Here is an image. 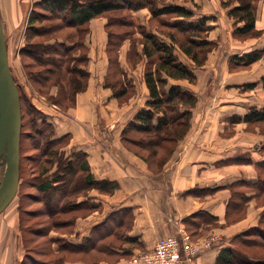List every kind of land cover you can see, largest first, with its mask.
Segmentation results:
<instances>
[{
	"label": "crops",
	"instance_id": "obj_1",
	"mask_svg": "<svg viewBox=\"0 0 264 264\" xmlns=\"http://www.w3.org/2000/svg\"><path fill=\"white\" fill-rule=\"evenodd\" d=\"M197 2L203 8L198 17H214L209 23L212 26L210 39H218L223 35L216 20L222 13L219 11L222 9L220 1L218 4L216 0ZM260 4L256 18L264 32V0ZM143 12L145 11L140 10L137 13ZM105 25V20L91 21V32L87 40L90 48L87 68L91 72V78L87 90L77 96L76 105L67 114L59 112L60 118L53 114L50 106L38 108L49 117L54 115L60 128L58 138L70 135V150L73 148L86 154L91 172L97 180H107L118 185L112 192L90 189L87 196L80 199H89L99 208L88 214L86 219L77 220L75 236L79 238L73 239L71 245L80 247L83 245V238L88 240L92 231H98L97 229L110 233L107 240L113 237L111 232L117 230L125 239L117 240L121 243L119 248L110 247L112 253L126 255L149 252L159 239L177 235L181 227L208 229L207 223L224 222L231 212V200L238 199L241 195L234 193L232 196L230 189L257 181L256 165L264 162V156L260 153L264 138L243 136L238 142V133H241L244 123L234 121L236 117H244L250 108L258 104L261 106L257 107L263 108L264 99L252 98L247 93L239 92L250 82L245 81L241 75L229 73V79H223L230 59H236L241 52L237 49L227 52L228 45H225L221 56L222 59L225 57L224 64L220 67L211 63L210 58L203 70L195 71V85L182 80L171 81V84L194 92L198 97V104L193 111L187 138L182 141L165 169L155 174L147 163L122 142L124 128L146 107L150 98L144 78L145 60L133 68L127 57L128 45L122 48L119 62L129 81L135 86L136 93L128 104L119 107L118 99L105 82L109 70ZM259 42L261 44L255 50L264 49V33ZM139 51L141 52V46ZM236 64L241 66L238 62ZM214 72H220L221 77H209L208 74ZM236 79L241 81L225 86L227 90L230 86L240 88L239 91H234L233 98L224 95V92L216 93V89L218 91L229 80ZM201 194L207 195L205 200L193 197ZM243 197L250 202L253 194ZM252 203L253 201L250 207ZM4 216L6 214L3 212L0 215V264H18L24 255L23 244H16L11 237L17 239V228H20L15 219ZM248 228L250 227L243 230ZM243 230L226 231L224 235L227 236L228 243L204 252L196 259L195 264H216L221 250L230 248L233 237Z\"/></svg>",
	"mask_w": 264,
	"mask_h": 264
},
{
	"label": "trees",
	"instance_id": "obj_2",
	"mask_svg": "<svg viewBox=\"0 0 264 264\" xmlns=\"http://www.w3.org/2000/svg\"><path fill=\"white\" fill-rule=\"evenodd\" d=\"M232 1L228 0L223 4L229 7ZM253 1L236 0L240 5L233 7L230 11L229 15L236 23L243 24L236 27L234 36L251 35L256 37L262 34V30H257L256 7ZM143 9H149L153 20L169 16L175 19L172 22L168 19L164 23L159 21L160 25L168 30L162 34L165 40L160 34L147 31L142 25L135 26L132 14ZM101 16L108 18L106 24V29L110 34L109 46L107 47L108 53L114 51L117 53L122 42L130 39L132 44L130 56L134 59L131 60L130 58L129 60L133 68L145 60L144 78L149 89L150 98L146 103V107L140 110L133 121L124 128L122 132L123 144L126 147H134L138 152H141L161 147L164 142L170 139L178 142L185 138L191 129L192 113L198 104V97L185 87L171 84V80H186L190 84H194L197 76L195 68L179 60L176 49L178 47L194 62L196 67H203L208 54L216 47L217 43L209 39V33L212 30L209 23L214 20V17H198L192 9L182 4L168 3L163 0H40L35 2L31 7L30 18L26 27L27 42L20 51L22 57L32 60V63L25 67L29 81H33L39 90L50 86L60 87L61 98L69 102L70 108L74 107L77 96L87 90L90 79V73L87 69L89 50L85 46V38L89 33L90 22ZM56 19L60 21L59 24H50L43 28L39 24L43 21ZM63 26L75 31L74 35L72 32L69 33L66 42L71 41L73 43L76 35L82 38L72 45L65 42L61 43L60 47L63 50L59 49L58 39L55 40V44L46 41L39 42L37 45L31 43L33 36L53 34ZM113 28H129L131 31L120 34L112 31ZM172 30L179 31L184 38L178 39L175 33H171ZM137 31L141 35L139 42L135 41ZM140 46L141 52L139 51ZM115 55L117 56V54ZM263 56L264 49L247 53L235 60L245 67L259 61ZM105 82L106 86L112 89L114 97L119 100L125 101L136 93L135 86L129 81L117 57L110 56L109 70ZM262 82L264 84V78ZM256 85L252 84L251 87L253 88ZM17 86L21 98L22 120L24 101H27L30 105L29 109L33 116L30 119L31 132L27 133V136L32 147L39 151L35 157L31 156L29 160L31 162L42 160L53 164L54 158L57 164V170L54 172L50 171V168H45L43 175L38 177V183H32L31 187L35 186L40 193L39 196H42L41 201L46 200L51 206L56 194H60V201L73 194V204H70L73 211L86 210L91 213L97 210L98 205L93 204L89 199L80 200L79 198L83 196L85 198L87 191L90 189L95 188L103 192H112L118 188V185L107 180H97L92 174L86 154L83 152L73 148L68 156L64 149L59 153L53 152V146L59 145L65 140L70 141V135L58 138L56 128L44 120V114L31 104L26 94H24V98L18 84ZM52 101L53 104L57 105L59 100L52 98ZM39 115L40 117H38ZM39 118L43 119L41 123H39ZM235 119V123H264V107L260 109L252 108L244 117H236ZM23 136L22 122L21 141ZM45 138H47L46 142L42 143ZM20 147L22 151V142ZM22 159L21 156L20 171ZM256 168L260 172H264V162L258 163ZM151 171L154 172L152 169ZM260 172L259 176L261 175ZM246 186L258 188L259 193L256 192V199L264 194V178L262 175L257 181L247 183ZM235 194H238V192H235ZM239 197L243 198L242 195H239ZM31 198L35 199L34 196ZM55 210H57V213L59 212L58 208H54ZM75 224L76 219L73 220V226ZM97 230L92 231V234L98 233V238L94 239L93 236H90L86 240L87 246L84 244L80 247L73 245L74 249H80L81 251L95 249L96 243L99 241L96 240L100 239L102 242L110 234L109 232H100V229ZM112 233L118 237L117 240L124 238L120 231L114 230ZM251 237L253 238L251 239ZM127 241L131 240L127 239ZM232 242L235 246L223 249L216 264H264V259H262L264 256H260V258L257 254L245 251L246 246H257L264 249V214L259 226L234 236ZM238 243L241 244V247L237 245ZM112 245H114L113 242H102L99 249L112 253L110 251ZM29 263L49 264L38 261L26 254L21 264Z\"/></svg>",
	"mask_w": 264,
	"mask_h": 264
},
{
	"label": "rangeland",
	"instance_id": "obj_3",
	"mask_svg": "<svg viewBox=\"0 0 264 264\" xmlns=\"http://www.w3.org/2000/svg\"><path fill=\"white\" fill-rule=\"evenodd\" d=\"M37 1H40V0H0L2 23H3L7 45H8L11 70H12L16 83L19 85L21 89L22 95L26 94L27 95L26 97L30 99L31 104L37 110L41 111L44 114L43 115L44 120L48 123H51L56 128V132L60 133V128L58 124L56 123L57 120L55 119L54 115L60 118L61 115L59 114V112L62 114H67L69 110L71 109L70 105L68 104L69 102L64 100V98H61V88L60 87L50 86L48 88L44 87L42 88V90H39L38 86L33 81H29V78L26 75L25 67H27L29 63H32V60L27 57H22L20 54L22 45L24 47V45L27 42L26 27L28 25V20L30 18L31 7ZM163 1L168 2V3L173 2V3L182 4L183 6H186L192 9L194 13H196L197 15H199V12L203 9L201 5H199L197 0H163ZM218 1H220L222 9L219 10L217 7L216 8L219 11H222V13L216 20L220 28L223 31V35L219 37L218 39H210V33H209V39L213 40L217 44H216V47H214V49L208 54L206 63L203 67H206L208 65L207 62L209 61L210 58H211V63L218 64L221 67V65H223L225 62V57L223 59L221 58L222 54L224 53L223 49L225 45H228V47L226 48L227 52H229L230 49H237L239 51L241 50V52L238 53L237 57L243 56L242 53L247 54V53L256 51L255 47H258V44H261L259 40L263 37V33H264L263 29L258 25V22H257V26H258L257 30H262L261 35L256 36V37L251 36V35L243 36V37L234 36L236 27L237 26L240 27L243 24L236 23V21L229 15V13L233 7L238 6L240 4L239 2H236V0H233L231 5L229 7H226L224 6L223 3L228 0H216L217 4H218ZM261 1L262 0L253 1V4L256 7L255 15L260 9L259 5H261L260 4ZM143 10L145 12L137 13L138 12L137 11L132 14V18L135 23V26L142 25L145 29H147V31L156 32L157 34H160V36L165 40V37L162 34L166 33V31L168 30H165L160 25V22L164 23V21H167V19L172 22L175 19H172L173 17L169 16L167 18L161 17L159 20L158 19L153 20L149 9H143ZM106 16H101L95 19L100 20V21L105 20L107 24L108 18ZM56 23L59 24L60 21L56 19V20H51V21H43L39 24H41L43 28L46 25L56 24ZM104 30L108 37V41L106 43V53H107L108 59H110V56L113 58L117 57L119 59L121 50L124 47V45H128L129 47V50L127 52L128 59L130 58L131 60L134 59V57L130 56L131 49H132L131 48L132 44H131L130 39H127L126 41L122 42L117 53L116 51L111 52L112 54L109 52L110 53V56H109L107 47L109 46L110 34H108L109 31L106 29V25H105ZM112 31L116 33L124 34L125 32L131 31V29L113 28ZM71 32L73 33V35L75 34V31H73V29L66 28L65 26H63V28H61L60 30H57L53 34H44L39 37L33 36L31 39V43H33L34 45H37L39 44V42L46 41L47 43L55 44L56 43L55 40L58 39L57 42H58L59 49L63 50L60 47L61 43L65 42L68 45H72L75 41H79L82 38L79 35H76L74 36L75 38L73 39V43L71 41L66 42V38ZM90 32H91V22L89 25V33L87 34L85 38L86 39L85 46L88 50H90V48L87 45V40H88V36ZM171 33H175L176 37L180 40L184 38L183 34L180 33L179 31L172 30ZM226 34H228V41H226ZM135 39L134 40L137 42L141 40V35L138 33V31L135 35ZM166 40L168 41L169 39H166ZM115 54H117V56ZM176 54L180 61L195 68V71L203 70V67H196L194 62L189 57H187L178 47L176 49ZM88 57H89V52H88ZM89 62L90 61H88L87 63V67H88ZM227 66H228V71H226L225 75H223L224 80L229 79L228 74L230 73V74L241 75L246 79L245 81H250V82H247L248 84L244 85V88L241 89L242 91L240 90V88H235L233 86H230L229 89L227 90L225 88L227 84L229 83L234 84L236 82L241 81L239 79L229 80L227 83L224 84V86L220 87L218 91L216 89V93L220 92V94H223L222 92H224V95L230 98H233L235 96L233 94L235 93L234 91L240 90L239 91L240 93H244V94L247 93L249 97H252V98L255 97L260 100L264 99V89H263L264 84L262 82V79L264 78L263 77L264 76V56L259 61L251 65L245 66V67L238 66L235 62V59L233 58L232 61L230 59ZM89 73H90V78H91V72L89 71ZM215 74L216 72H214V74L209 73L208 75L209 77L213 79H218L222 75L220 74V72H217L216 74L217 76ZM171 81H174V80H171ZM182 81H186V80H182ZM196 82L194 84H190L189 82L188 83L190 85H195ZM252 84H257V85L251 88ZM133 96H135V94L130 96V98H133ZM24 98H25V95H24ZM52 98L59 100L57 102V105L53 104ZM130 98L125 101L118 99L119 107H123L126 104H128ZM255 101L257 102V100ZM48 106L51 107L50 109L53 110V114H54V115L52 114V116L50 117L46 115L44 111L41 110V108H38V107L49 108ZM257 106H261V104H258L254 106L253 108L260 109ZM29 108H30V105L28 104V102L24 101L23 120H22L24 136L22 137V151H21V156L23 158L22 165H21V178H20L21 188L19 187V191H18V194L15 200L4 211V214H6V216L4 217L8 219L9 217L11 219H15L17 226L20 228L19 230L17 228L18 233H16V235L17 236L19 235L18 238L17 236H16L17 239L11 237L12 240L16 242V244L17 243H20V245L23 244L22 246L24 250V255H23V258L18 262V264H21L26 254L32 256L38 261L46 262L49 264H130V262L136 256L146 257L147 255H149V253L152 250L149 252H136L134 254L117 255L115 253H108V252H105L99 249L102 242L103 243L113 242L114 245L112 246L115 248H119L120 242L117 241L118 237H116L115 235H113V237L111 236L110 238H108L109 240H107L106 238V240H103L102 242L100 241V239H97L96 241L98 240L99 241L98 243H96L97 246L95 247V249H92L89 251H81L80 249H76V250L74 249L75 247H73L70 242L71 241L73 242L76 238H79V237L75 236L76 224L73 226V220L76 219V223H77V220L86 219L87 215L90 213H88L86 210L73 211V209H71V205L73 204V194L71 196H68L67 199H64L62 201L59 200L60 194L59 193L56 194L54 202L52 203V206H51V204H49L48 201L46 200L41 201L42 196H39L40 193L37 191L35 186L31 187L32 183H35V184L38 183V177L39 175H43V171L45 170V168H50V171L54 172L55 170H57V164L54 158H53V161H54L53 164L43 162L42 160H38L35 162H31L29 160L31 156L35 157L37 153H39V151H37L36 149L32 147L31 141L27 136V133L31 132L30 119L33 117ZM195 108L193 109V111L195 110ZM251 109L252 108H250L249 111ZM38 117H40V115ZM42 120L43 119L39 118V123H41ZM192 120H193V113H192ZM192 120H191V125H192ZM187 135L185 136V138H187ZM238 135H239L238 142H239V138L243 136H248V137L259 136V137L264 138V123H260V124L244 123L243 127H241V133H238ZM185 138H183L182 140L178 142H175L172 139L167 140L166 142H164L163 146L155 148V149H151L150 151L138 152V150L134 147L128 146L127 148L131 152H133V154H135L137 157H139L141 160L147 163L149 168L152 169L154 172L161 173L165 169L164 167L173 158V156L175 155L176 151L179 149L182 141H184ZM46 140L47 138L43 139L42 143L46 142ZM70 144H71V138H70V141L65 140L59 145L53 146L52 151L55 153L57 152L59 153L62 151V149H64L66 151V155L68 156L72 152L70 150ZM260 153L264 156V146L260 150ZM4 171H5V167H3L0 170V181L2 180ZM256 171L258 174V178H260L261 175L264 178V172H260L258 169H256ZM259 172L261 174L260 176H259ZM230 190H231L232 196L234 195L235 192H238L239 194L243 196L247 194H251V195L253 194V197L250 200V202H249V199H246L245 197L243 198L239 197L238 199L231 200L232 201V205L230 207L231 212L228 213L224 222L216 223V224L215 222L207 223L206 227H209L208 229H195V228H186V227L179 228V231H185L187 234H189L193 243L196 246L200 247V249H202L199 256L202 255L204 252L211 250V248H205L204 245L212 239L217 238L220 240V242H218L219 247H223L225 244H227L228 243L227 236L224 235L226 231L234 230V229H240L241 231L244 228L250 227L248 229L243 230L244 232L249 229L257 227L260 224L262 215L264 214L263 213L264 212V194H262L260 198L256 199L255 194L256 192L259 193L258 188L256 189V188H253L250 186L248 187L245 185H239V186H236V188L230 189ZM33 196L35 197V199L31 198ZM206 196L207 195L201 194V195H197L193 197L200 198L201 200H205L204 198ZM81 198H84V196L80 197L79 199ZM252 201L253 203L251 204V207H250V203ZM252 207L253 209H255V211L252 209ZM54 208H58L59 212L57 213V210L54 211ZM29 212H32V213H29ZM241 225L243 226L239 227ZM252 225L254 226L251 227ZM90 236H93V238L96 239L99 237V234L91 233ZM252 238L253 237H251V239ZM254 238H258V237H254ZM82 244L87 246V241L85 237L83 238ZM237 245L241 247L240 243H238ZM234 246L235 245L233 244L231 240V247L233 248ZM245 249L244 250L247 251V253L257 254L259 255L258 257L264 256V249L262 247L246 246ZM262 259H264V257H262ZM195 261L192 262L191 264H195Z\"/></svg>",
	"mask_w": 264,
	"mask_h": 264
},
{
	"label": "water",
	"instance_id": "obj_4",
	"mask_svg": "<svg viewBox=\"0 0 264 264\" xmlns=\"http://www.w3.org/2000/svg\"><path fill=\"white\" fill-rule=\"evenodd\" d=\"M22 108L11 70L0 7V215L14 201L20 187Z\"/></svg>",
	"mask_w": 264,
	"mask_h": 264
},
{
	"label": "built area",
	"instance_id": "obj_5",
	"mask_svg": "<svg viewBox=\"0 0 264 264\" xmlns=\"http://www.w3.org/2000/svg\"><path fill=\"white\" fill-rule=\"evenodd\" d=\"M220 242L212 239L204 246L214 248ZM202 249L196 246L189 234L179 231L177 235L161 238L156 242L154 249L146 257L136 256L130 264H191Z\"/></svg>",
	"mask_w": 264,
	"mask_h": 264
},
{
	"label": "bare ground",
	"instance_id": "obj_6",
	"mask_svg": "<svg viewBox=\"0 0 264 264\" xmlns=\"http://www.w3.org/2000/svg\"><path fill=\"white\" fill-rule=\"evenodd\" d=\"M22 142V141H21Z\"/></svg>",
	"mask_w": 264,
	"mask_h": 264
}]
</instances>
